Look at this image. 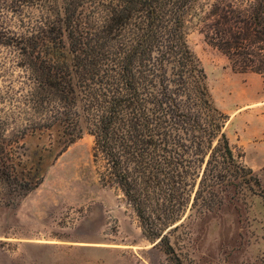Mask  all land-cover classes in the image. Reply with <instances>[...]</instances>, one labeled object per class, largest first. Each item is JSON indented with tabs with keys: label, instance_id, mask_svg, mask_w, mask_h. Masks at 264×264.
<instances>
[{
	"label": "trees",
	"instance_id": "trees-1",
	"mask_svg": "<svg viewBox=\"0 0 264 264\" xmlns=\"http://www.w3.org/2000/svg\"><path fill=\"white\" fill-rule=\"evenodd\" d=\"M196 29L234 70L264 77V0H0V46L23 55L35 84L32 115L10 131L0 118V191L22 197L42 183L27 136L57 128L63 151L91 134L102 182L183 264L170 232L189 211L262 187L228 135L189 41Z\"/></svg>",
	"mask_w": 264,
	"mask_h": 264
},
{
	"label": "rangeland",
	"instance_id": "rangeland-1",
	"mask_svg": "<svg viewBox=\"0 0 264 264\" xmlns=\"http://www.w3.org/2000/svg\"><path fill=\"white\" fill-rule=\"evenodd\" d=\"M189 41L216 105L230 116L228 135L262 187L232 192L213 212L189 211L171 230V244L183 264H264V77L234 70L197 29ZM25 63L17 49L0 46V118L8 131L34 112ZM60 136L56 128L25 140L39 187L16 198L0 191V264H175L146 237L124 194L102 182L94 136L63 151Z\"/></svg>",
	"mask_w": 264,
	"mask_h": 264
}]
</instances>
